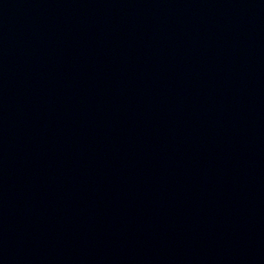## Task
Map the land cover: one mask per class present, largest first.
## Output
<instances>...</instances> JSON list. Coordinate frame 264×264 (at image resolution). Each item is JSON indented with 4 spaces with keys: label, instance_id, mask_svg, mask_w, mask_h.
Returning <instances> with one entry per match:
<instances>
[{
    "label": "water",
    "instance_id": "obj_1",
    "mask_svg": "<svg viewBox=\"0 0 264 264\" xmlns=\"http://www.w3.org/2000/svg\"><path fill=\"white\" fill-rule=\"evenodd\" d=\"M0 264H264V0H0Z\"/></svg>",
    "mask_w": 264,
    "mask_h": 264
}]
</instances>
